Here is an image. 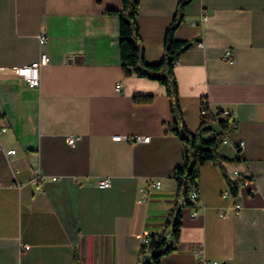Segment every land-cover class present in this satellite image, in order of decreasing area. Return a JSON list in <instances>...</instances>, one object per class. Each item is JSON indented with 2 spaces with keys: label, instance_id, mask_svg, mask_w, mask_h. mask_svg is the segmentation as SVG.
Segmentation results:
<instances>
[{
  "label": "crops",
  "instance_id": "obj_1",
  "mask_svg": "<svg viewBox=\"0 0 264 264\" xmlns=\"http://www.w3.org/2000/svg\"><path fill=\"white\" fill-rule=\"evenodd\" d=\"M178 1H140L147 63L160 60ZM121 6L0 0V124L7 129L0 144L16 151H0V264H138L141 237L165 228L183 145L168 128L165 88L121 70L118 19L105 13ZM174 36L192 43L174 65L186 129H198L203 99L213 112L228 110L238 128L218 153L238 160L223 165L230 178L233 170L249 177L236 195L222 197L230 190L222 169L205 163L198 198L181 212L177 250L160 263L198 264L204 256L217 264H264V0H193ZM41 52L49 63L39 88H29L12 69ZM136 95L153 99L136 103ZM209 125L218 131L215 121ZM101 178L110 180L108 188L97 186ZM150 181L160 187L141 201Z\"/></svg>",
  "mask_w": 264,
  "mask_h": 264
},
{
  "label": "trees",
  "instance_id": "obj_2",
  "mask_svg": "<svg viewBox=\"0 0 264 264\" xmlns=\"http://www.w3.org/2000/svg\"><path fill=\"white\" fill-rule=\"evenodd\" d=\"M141 0H121L118 10H106V14L118 19V49L121 70L126 77L135 76L156 81L165 88L169 103L171 121L169 130L174 133L183 145V161L173 170L175 183L174 205L169 211L164 230L159 234H150L149 255L144 264H161L162 257L177 250L181 228V212L191 206L190 192L197 187L200 168L208 162L222 169L225 181L232 194L236 195L242 179H232L225 172L223 165L236 164L238 160L224 158L218 150L226 140L227 135L237 130L238 122L231 115H222L221 110L211 111L207 106V114L200 118V124L195 132H189L183 122L179 105L178 84L174 74V65L178 56L188 49L192 43L175 39V31L184 18L185 7L193 0H179L174 15L168 24L163 41V53L156 63L145 61L136 17ZM152 95H136V103H149ZM1 119V116H0ZM216 122L218 131L209 125Z\"/></svg>",
  "mask_w": 264,
  "mask_h": 264
},
{
  "label": "built area",
  "instance_id": "obj_3",
  "mask_svg": "<svg viewBox=\"0 0 264 264\" xmlns=\"http://www.w3.org/2000/svg\"><path fill=\"white\" fill-rule=\"evenodd\" d=\"M45 41V37L41 36L39 39V43H43ZM198 47H201L202 44L201 43H197ZM224 59L228 62V63H232V53L229 49H226L224 52ZM49 63V57L46 53L41 52L38 56V58L34 61H32L31 63L21 66V67H16L14 69H12V72L19 77L27 87L29 88H39L40 86V80H41V69L45 66H47ZM117 91H119V86H117ZM207 106L209 108V104L208 102L203 99L201 101V106H200V118H203L206 116L207 114ZM218 110H221L222 115H230V112L226 109H216L215 112H217ZM214 112V113H215ZM6 127L0 124V136L2 134H4L6 132ZM121 137H114V140H119ZM149 140V137H142V136H136L134 137V141L136 142H147ZM226 141V140H225ZM224 141V142H225ZM74 142V139H69L68 143L72 144ZM243 145L242 142L238 143L237 145H235V149H239L241 148ZM0 151L5 155V156H9V155H13L15 154V150H8V151H4L1 144H0ZM231 175L235 178L238 179H242L244 181H247V178L249 177L248 174L245 173H241L238 172L237 170H233ZM97 186L101 189L104 188H108L110 186V180L108 178H101L99 179ZM160 184L159 181H150L145 187L140 189L141 192V201H147L148 199V195L149 193L154 189H159ZM228 195H231L230 190H225L221 193L222 197H226ZM190 200L191 201H195L198 198L197 195V191L196 189H193L190 192ZM234 209L235 210H239L240 209V205L235 204L234 205ZM196 212L193 211L191 214V217L194 218L196 216ZM150 234H144L141 237V241H140V246H139V258H138V264H144V262L146 261V259L148 258L149 255V248H148V244L150 241L149 238ZM27 247L25 246V249ZM198 264H217L214 261H209L207 259L204 258V256H201V258L198 261Z\"/></svg>",
  "mask_w": 264,
  "mask_h": 264
}]
</instances>
